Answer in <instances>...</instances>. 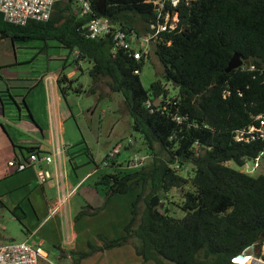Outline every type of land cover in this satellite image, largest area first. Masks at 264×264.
Listing matches in <instances>:
<instances>
[{"label":"trees","instance_id":"16d2710c","mask_svg":"<svg viewBox=\"0 0 264 264\" xmlns=\"http://www.w3.org/2000/svg\"><path fill=\"white\" fill-rule=\"evenodd\" d=\"M90 1L93 15L108 17L137 35L155 19L150 0ZM176 11V27L160 32L147 55L154 53L162 66V79L149 88L140 79L146 57L137 62L114 48L110 37H86L81 26L89 17L79 15L70 0H57L46 21L25 25L9 23L0 13V37L12 43L54 40L75 51L76 62L88 61L91 90L103 82L121 95L131 128L151 153L150 161L133 172L99 178L106 189L103 204L86 205L88 210L81 209L74 219L95 214L111 195L126 193L133 196L130 219L121 235L99 233L101 245L70 251L72 259L77 257L74 264L95 251L125 244L143 264H236L232 257L253 243H264V173L251 175L226 164L241 167L264 152V138L235 139L236 130L257 124L254 117L264 114V0L181 1ZM234 52L243 63L226 72ZM162 80L176 92L169 94ZM68 82L61 69L57 86L64 100ZM22 103L27 108L24 99ZM174 114L184 118L176 121ZM25 150L39 151L34 146ZM109 164L115 165V159ZM184 165L190 172L182 175L176 166ZM172 190L179 192L182 217L149 204L153 196L163 198Z\"/></svg>","mask_w":264,"mask_h":264},{"label":"rangeland","instance_id":"374dc122","mask_svg":"<svg viewBox=\"0 0 264 264\" xmlns=\"http://www.w3.org/2000/svg\"><path fill=\"white\" fill-rule=\"evenodd\" d=\"M75 55V51H70L54 40L46 42L42 40L16 41L12 44L8 38H0V66L3 67L2 73L9 78L22 79L18 80L17 88H14L13 92L22 107L23 115L27 111L20 95L27 94L30 90L19 87V84H28L29 81L35 83V86L31 89L30 97L37 101V111L42 113L43 82H36L37 76L39 79L46 72L54 75L61 72V69L62 73L68 76L66 100H63L62 105L67 116L64 122L65 135L58 134L55 131L53 135L55 141L57 140V135L58 141L66 144L62 147L64 150L61 154L63 166L59 173L64 174V177H62V182L59 179L60 182L64 183L67 179L74 184L83 178L79 189L74 193L75 196L70 205L74 212H72L73 218L81 209L88 210L85 207L87 203L84 202V198H88V200L92 198V204L103 202L106 190L105 185L97 183L103 174H124L135 171L138 165L131 164L134 155H147L148 157L145 160L149 159L147 163L151 159V153L146 148L142 136L131 128V118L125 110L121 95L110 91L103 82L92 91L93 83L88 75L90 63L86 60L76 62ZM161 71L162 66L157 56L151 53L150 57L145 58L140 70V79L143 86L149 88L151 82L156 79H162ZM163 83L166 84L169 94L176 92L171 83L165 81ZM156 102H159V99ZM39 135L42 146L47 145L49 134L43 137H41V134ZM117 145H119V152L112 158L115 159L116 165H112L109 164L110 159H107L106 156ZM104 161H107L108 165H105ZM249 163L252 164L253 160H250ZM226 164L234 169H243L238 167L233 161H228ZM176 169L182 175H185L188 171L190 172L185 165L177 166ZM11 170L12 172H17L15 168H11ZM260 173H264V156L260 157L259 166L250 172L251 175ZM39 188L38 184L32 183L28 190L18 188L9 192L8 200L13 202L20 201L23 208L19 205L16 208L13 205L9 207L4 205L0 208V243L10 240H26L33 243L38 240V232H34L29 237L27 230L28 228L30 230L31 228L35 229V225H33L35 221L31 216L24 215L23 209L25 207L22 202L25 203L24 199L29 197L30 200L38 204L39 199L35 198L36 195L32 190ZM156 197V206L169 208L171 214L176 217L184 215V212L178 207L181 202L178 191L174 192L172 190L163 198L158 195ZM10 210H20L22 212V215H20L22 217L21 221L17 220ZM125 247L128 251L130 264L134 263L136 259L138 263L143 264L130 244ZM43 249L48 254L40 264L44 262H46L44 264H72L73 260L77 258L74 256L72 262L71 260H58L56 258V254H58L56 247L51 246L49 243H45ZM260 251L264 254V243L260 245Z\"/></svg>","mask_w":264,"mask_h":264},{"label":"crops","instance_id":"0c3cea01","mask_svg":"<svg viewBox=\"0 0 264 264\" xmlns=\"http://www.w3.org/2000/svg\"><path fill=\"white\" fill-rule=\"evenodd\" d=\"M2 68L0 66V74L2 75V79H0V200L7 207L12 205L14 208L17 205L22 207L20 201L8 200L9 192L18 188L28 190L32 183L38 184L40 188L32 190L36 195L35 198L39 199L38 204L30 200L29 197L24 199L25 203L22 202L25 207L23 209L24 215L31 216L35 221L33 224L35 229L31 228L30 230L28 228L27 230L29 237L34 232H38L39 238L33 244L42 242L44 247L45 243H49L51 246L56 247L58 251L56 258L58 260H71L72 262L70 251H88L90 242L94 246L101 245L102 241L97 236L99 233L107 237H115L123 233V228L130 219L133 196L129 193L111 195L97 213L83 215L75 220L73 218V208L70 205L83 178L74 184L67 179L64 183H61L62 177H64V174L59 173L63 166L62 160H60V164L54 161L42 164L50 174L42 182L36 176L37 167L12 172L8 166V161L12 158L21 159L26 157L28 151L25 150V147L34 146L40 152L52 153L57 147L62 148L66 145L58 141L57 135L55 141L53 134L55 131L58 134L65 135L64 122L67 116L62 107L64 99L57 86V77L60 72L54 75L46 72L39 79L38 76L36 78V82H43L42 113L37 111V101L30 97L31 89L35 86V83L29 81L28 84H19V87L30 90L29 93L20 95L21 101L24 99L27 104V108L24 106L27 115H23L22 107L13 92V89L17 88L18 80L22 79L9 78L2 73ZM27 109L30 111V115H28ZM39 134H41V137L49 134L47 145L42 146ZM84 199V202L93 208L100 207L104 202L103 200L100 204H92V198H89V200L88 198ZM70 213H72V216ZM126 245L104 251H95L82 258L79 264H130L128 251L125 249ZM68 250L69 252H67ZM44 252L47 256L48 252L45 250ZM72 264L74 263L72 262ZM131 264L140 263L136 259Z\"/></svg>","mask_w":264,"mask_h":264},{"label":"built area","instance_id":"2783aa9c","mask_svg":"<svg viewBox=\"0 0 264 264\" xmlns=\"http://www.w3.org/2000/svg\"><path fill=\"white\" fill-rule=\"evenodd\" d=\"M57 0H0V13L3 19L9 23L16 25H25L29 21H46L50 18L54 3ZM76 12L79 15H88L89 19L81 26L86 37L98 39L110 37L114 48H122L135 61L147 57L150 53L151 46L158 40L160 32L172 30L176 27L178 21V12L176 8L181 1L188 2L190 0H150L154 4L155 19L149 28L137 35L133 29L124 30L108 17L93 15V9L90 0H70ZM139 73L138 69L134 70ZM146 105L151 106L150 101H146ZM176 121H181L184 117L176 114L172 116ZM257 124H251L247 127L235 131V139L252 140L264 138V114H258L254 117ZM63 149L57 147L52 153L40 152L36 150L28 151L26 157L12 158L8 161L10 168L16 171H23L27 168L37 167L36 176L39 181H44L50 174L42 164L56 162L60 164ZM119 152V145L112 148L107 154L108 159L115 157ZM264 156L261 152L250 164V160H245L242 164V171L250 173L259 166L260 157ZM147 155H134L131 160L133 165H142ZM107 165V161L103 162ZM60 167V165H59ZM177 167V166H176ZM260 247V245H259ZM249 246L240 254L232 257V262L236 264H264V255L261 251L254 253L255 249L247 251ZM46 257L42 242L30 243L28 241H6L0 243V264H40Z\"/></svg>","mask_w":264,"mask_h":264},{"label":"water","instance_id":"95a60500","mask_svg":"<svg viewBox=\"0 0 264 264\" xmlns=\"http://www.w3.org/2000/svg\"><path fill=\"white\" fill-rule=\"evenodd\" d=\"M242 63H243V58L240 56V54H238L237 52H234L232 54V56L230 57L227 65L225 67V71L226 72H229L232 69L238 68V67H240L242 65ZM149 204L151 206H156V204H157V197H156V195L151 198ZM14 214H16V215H22V212L20 210H16L14 212ZM251 249H255L254 253L257 254L260 251L259 244L258 243L251 244L249 246V249H247V251L250 252Z\"/></svg>","mask_w":264,"mask_h":264}]
</instances>
